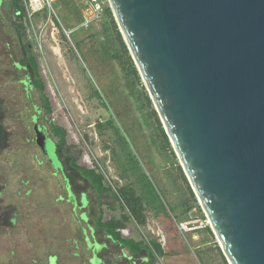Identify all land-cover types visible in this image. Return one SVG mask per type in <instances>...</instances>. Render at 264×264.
Segmentation results:
<instances>
[{"label":"rangeland","instance_id":"1","mask_svg":"<svg viewBox=\"0 0 264 264\" xmlns=\"http://www.w3.org/2000/svg\"><path fill=\"white\" fill-rule=\"evenodd\" d=\"M103 1L108 6L107 0ZM7 3L0 0V9ZM84 3L85 0H61L31 18L23 5L25 17L17 23V34L8 32L4 27L6 21L0 17V218L13 212L12 206L16 205L14 214L29 216L32 226L28 235L16 229L14 234L0 236V264H6L4 256L11 264L8 254L15 249L16 261L42 256L41 250L34 249L45 241L38 234L39 229L42 226L50 229L66 216L63 207L49 203L50 195L41 185L32 188L33 197L32 192L29 198L6 195L24 196L27 187L22 184L30 179L28 184L31 185V174H35L36 168L31 155L37 150L30 142L26 143L31 135L22 124L23 108L26 106L28 112L29 103L23 100L22 86L11 83L15 76L21 75L24 79L27 71L32 76L29 68L23 71L16 64L26 54L32 55L37 63L43 95L50 103L51 112L47 114L33 88L34 103L45 116L43 122L64 129L66 147L74 153L77 164L94 169L110 187L112 195L122 202L120 211L108 212L106 216H121L123 212L124 218L115 225L125 226L119 229H130L134 238L158 242L160 230L166 244L163 250L159 247L165 257L157 255V264H167L164 258L175 251L188 253L191 247L195 253L199 242L204 241L202 238L191 240L188 233L181 236L177 224L187 221L182 215L187 206H191L187 212L191 213L189 220L206 218L194 194L190 193L189 184L185 183L169 141H164L161 135V123L157 114H153V105L148 102L138 72L133 73L128 67L120 43L109 31L110 25L105 22L103 13L89 29L79 27ZM7 19L12 22L11 17ZM113 55L118 58H112ZM13 64L22 71L13 69ZM6 81L8 85L4 84ZM25 85L29 87L28 83ZM90 198L95 199L91 194ZM35 199L41 202L42 208L37 207ZM43 215L48 218L41 221ZM53 226L51 230L59 229V225L58 228ZM206 228H196L191 233H206ZM48 229L46 227V231ZM28 237H32L34 243H30ZM70 250L73 252L74 248ZM202 254L203 257L195 254L194 264H226L211 251Z\"/></svg>","mask_w":264,"mask_h":264},{"label":"water","instance_id":"2","mask_svg":"<svg viewBox=\"0 0 264 264\" xmlns=\"http://www.w3.org/2000/svg\"><path fill=\"white\" fill-rule=\"evenodd\" d=\"M107 2L227 264H264V0Z\"/></svg>","mask_w":264,"mask_h":264},{"label":"flooded vegetation","instance_id":"3","mask_svg":"<svg viewBox=\"0 0 264 264\" xmlns=\"http://www.w3.org/2000/svg\"><path fill=\"white\" fill-rule=\"evenodd\" d=\"M31 79V75L27 71L24 79H20L19 84L23 88L22 92H24L30 108L31 139L29 142L37 150L31 155L36 165L35 174H31L33 176L31 185L28 184L30 179L22 184V186L27 187L24 196L19 193L11 194L8 192L6 195L29 198L32 188L41 185L43 190H46L47 194L50 195L49 203L57 204L59 208L63 207L66 216L60 218L56 225H52L53 228L59 225L58 230H51L52 226H50V229H48V226H42L39 229L38 234L45 240V245L41 244L36 247V242L34 249L36 251L41 250L43 252L42 256L37 258L29 256L25 260L22 258L16 261L14 258L17 256V251H15L16 249L11 250L10 253L14 254V257H11V264H157L158 254L150 249L155 244L157 245V242L149 245L148 240L146 243L144 238L134 237L122 238L126 241L123 242L112 234L114 232L122 235L121 230L124 229L114 228L112 230V228L117 221L124 218L122 217L124 213L122 212L123 215L121 216L113 214L106 216V213L120 211L122 202L112 195L110 187L105 185L103 179H101L102 186L107 187L108 191L104 194H98L90 177H86L82 171L72 165V161L76 158L74 153L59 145L58 139L52 131L53 124L43 122L45 116L38 105L34 103L32 94L34 86ZM25 83H28L29 87ZM31 105L35 106V112L32 111ZM36 126L44 127L46 150H42L37 143V134L34 129ZM75 164L79 166L77 161ZM85 170L93 174L96 179L100 178L94 169L85 168ZM2 192L5 193L6 191L3 190ZM90 194L95 199L92 200ZM33 196L32 192L31 197ZM46 200L48 203V199ZM35 202L38 208H42L41 202L36 199ZM12 207L14 208L13 212L7 211L9 214L4 215L3 219L0 218V236L6 233L14 234L17 231L16 229L24 231L25 235L31 234V218L29 216L18 217L14 214L17 211V206L13 205ZM0 213H2L1 209ZM40 218L42 221L43 218L45 220L48 216L43 215ZM47 222L43 221L42 223L47 225ZM99 223L104 224L105 227L99 226ZM46 227L48 231H46ZM107 229L112 232L107 231ZM63 234L66 236H63ZM64 238H69V240L64 241ZM28 239L30 243H34L32 237H28ZM60 240L61 244H59ZM72 247L74 248L73 252L70 250Z\"/></svg>","mask_w":264,"mask_h":264},{"label":"trees","instance_id":"4","mask_svg":"<svg viewBox=\"0 0 264 264\" xmlns=\"http://www.w3.org/2000/svg\"><path fill=\"white\" fill-rule=\"evenodd\" d=\"M3 1H6V0H3ZM7 2H8L7 3L8 4V8L10 10H12V18L15 21V23L21 22L24 19V17H25V10H24L23 4H22V0H7ZM102 13H103V18H105V22L110 25L109 26V28H110L109 31L111 32L112 35L115 36V38L120 43L121 49H122V51L125 54V60H126V63L128 64V67L131 68L130 70L133 73H136V70H135L136 68L133 65L131 57H130L128 51H127V48H126L125 44L123 43V41L121 39L122 37H121V35H120V33H119L118 29H117L118 27L116 26L115 20L113 18V15L111 13V10H110L109 6L103 5V12ZM112 58H118V57L116 55H113ZM20 64H21V66L25 65L31 71V74H32L33 80H34V81L32 80L34 89L38 92L39 98H40V100L42 102L43 110L47 114H49L51 112L50 103H49L48 98L43 95L44 87H43L42 82L38 78V66H37V63H36L34 57L32 55L28 54L26 56V58ZM23 96H24V94H23ZM23 100H25V104H26L25 96L23 97ZM148 102H150V99H148ZM27 109L28 108H26V106L23 108V112H24V116L23 117H25V118H24V122L22 124H23L24 127H26V130L27 131L29 130V132H30V127H31L30 126V117H28V118L26 117L27 116L26 115ZM27 113L30 116V110ZM153 114L154 115L156 114L155 110H153ZM159 129H160L162 137L164 138V141L167 142L168 139H167L162 127H159ZM52 131H53L55 137L58 139L59 145L62 148H66V150L70 151V149L66 147V134H65L64 129H62L61 127H59L57 125H53L52 126ZM29 141H30L29 139H26V143H29ZM76 160L77 159L75 158L72 161V165L75 166L76 168H78L80 171H82L83 174L86 177H90V180H91L92 184H94V186L96 187V190H97L98 194H104L106 191H108L107 187L102 186L101 178L96 179L93 176V174H91L90 172L85 170L84 167L76 166V164H75ZM185 183H187L186 179H185ZM190 193L193 194L191 189H190ZM190 210H191V206H187L184 211L185 212H189ZM99 226L105 227V225L101 224V223H99ZM119 226L120 225L113 226L112 230L114 228H121L122 227V226L121 227H119ZM206 230H208L211 233L209 228H206ZM107 231L112 232L110 229H107ZM112 234H114L117 239H121L123 242H126L125 240H123L121 238L119 233L112 232ZM151 249L154 250L156 253L161 254V250L159 248V245H154L153 247H151ZM136 250H138V249H136ZM8 255H9L10 258L14 257V254L9 253ZM3 258H4V262L6 264H10L9 263L10 259L7 256L6 257L4 256Z\"/></svg>","mask_w":264,"mask_h":264},{"label":"crops","instance_id":"5","mask_svg":"<svg viewBox=\"0 0 264 264\" xmlns=\"http://www.w3.org/2000/svg\"><path fill=\"white\" fill-rule=\"evenodd\" d=\"M3 3H4V1H3ZM2 6H5V9H6V10H4V7H2V10L0 9V17L3 19V21H6L4 23L5 24L4 27L8 30V32H11V33L12 32H16V34H17L19 32V28L17 26V23H15V21L12 18V10H10L8 8V4H5V5L2 4ZM8 17H11L12 22H10V21L8 22V19H7ZM7 46L9 47L8 44H7ZM27 55L28 54L24 55V58L20 59L19 62L16 63L17 65L20 66V68H22L23 71H26L25 69H28V68L25 65L21 66L20 63L26 58ZM14 65L15 64H13V69H15V70H17L19 72L22 71L21 69L15 68ZM19 72H17V74ZM31 78H32V76H31ZM20 79H23V77H21V75H19L17 77L15 76L14 80H12V82H11L12 86H13V84H15L17 86L18 83H20V82H18ZM4 84L8 85L7 81ZM8 87H10V86H8ZM182 215H183L184 219H186V220L191 218V216H190L191 213L183 212ZM122 227H125V226H122ZM124 230H127V229H124ZM128 231L131 232L130 229H128ZM129 232L127 234H125V235H120L121 238H130V237H132V232L131 233H129ZM188 234H189V237H191L190 238L191 240H197V239L200 240V238L204 239V241L203 242L202 241L199 242V244L195 248L196 252L194 253V250H192L191 247L189 248L191 251H189L188 253L186 251H185V253H179V251H175V253H173L172 255L168 256L169 258H166V259L164 258V262H166L167 264H194L195 263V258H194L195 254L199 255L200 257H203L202 253H203V251L205 252L206 250L211 251L212 253H214L218 257H220L221 259L225 260V258L223 256V254H222V252H221V250H220V248H219V246H218V244L216 242V239H215L214 235L212 234V232L210 233L207 230L206 233L203 232V231H195L194 233L189 232ZM188 234L185 233L184 235H188ZM181 236H183V233H181ZM144 240H145L146 243L148 242L147 239L144 238ZM153 242L154 241H151V242L149 241V243H150L149 245L153 244ZM180 243H179V245H181ZM158 244H160L159 246L163 250V246L166 243H165V241H164V243H161L158 240L157 245ZM176 248H179V247H176ZM204 248H206V249H204ZM150 249H151V247H150ZM151 251H153V250L151 249ZM199 252H200V254H199ZM158 255H159L160 258L165 257L164 254H163L164 256L162 255V251H161V254H158ZM210 261L213 262L212 258L210 259ZM226 264H227V262H226Z\"/></svg>","mask_w":264,"mask_h":264},{"label":"built area","instance_id":"6","mask_svg":"<svg viewBox=\"0 0 264 264\" xmlns=\"http://www.w3.org/2000/svg\"><path fill=\"white\" fill-rule=\"evenodd\" d=\"M61 0H22V4L26 8V14L29 18H31L34 14L40 13L46 8H51L54 4L58 3ZM104 1L102 0H85L83 9H82V19L80 28L89 29L93 25H95L100 17L103 10ZM192 224H196L197 227H193ZM208 221L205 220H197L191 221L187 220L184 222H180L177 224V228L181 233H189L196 228L204 229L208 227ZM160 232V230H158ZM157 233L159 237V241L164 243V236L161 233ZM121 234H127V230H121ZM161 234V235H160Z\"/></svg>","mask_w":264,"mask_h":264}]
</instances>
